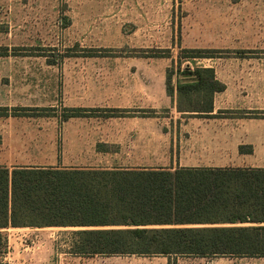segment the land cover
<instances>
[{"label": "rangeland", "instance_id": "rangeland-1", "mask_svg": "<svg viewBox=\"0 0 264 264\" xmlns=\"http://www.w3.org/2000/svg\"><path fill=\"white\" fill-rule=\"evenodd\" d=\"M94 1L0 0V50H9L8 56H0V107L10 113L14 108H43L39 114L0 116V144L5 145L0 153L10 152V158L19 160L42 157L44 151L57 156L66 150L71 156L77 147L91 150V132L82 126L101 120L65 122L67 109L99 106L144 87L148 100L159 102L167 70L185 56L184 50L264 59V0H159V18L171 28L159 35L68 27L70 16L74 20L80 11H97ZM159 49L169 50V57H147L142 51ZM182 62V68L189 62L209 64ZM104 112L99 109L93 117ZM152 112L149 108L148 114ZM169 115L164 110L163 116ZM78 229L25 227L10 237L5 231L8 244L0 259L7 264H264V257L76 256L69 251L72 232Z\"/></svg>", "mask_w": 264, "mask_h": 264}, {"label": "trees", "instance_id": "trees-1", "mask_svg": "<svg viewBox=\"0 0 264 264\" xmlns=\"http://www.w3.org/2000/svg\"><path fill=\"white\" fill-rule=\"evenodd\" d=\"M0 51H4L0 56H8V48ZM142 51L147 57L170 54L161 49ZM183 53L167 70V93L182 117H213L214 97L226 85L213 68H182V60L215 56L202 49ZM41 110L14 108L10 113L8 107H0V116ZM96 111L68 108L64 117ZM235 115L264 118L261 111ZM241 151L252 148L241 147ZM25 227L79 228L72 232L69 251L76 256L261 258L264 169H11L0 165V257L8 244L4 230ZM0 264L7 263L0 259Z\"/></svg>", "mask_w": 264, "mask_h": 264}, {"label": "crops", "instance_id": "crops-1", "mask_svg": "<svg viewBox=\"0 0 264 264\" xmlns=\"http://www.w3.org/2000/svg\"><path fill=\"white\" fill-rule=\"evenodd\" d=\"M96 1L92 3L99 6L97 11H80L74 20L70 16L68 27L91 26L103 29L104 34L124 33L131 29L133 34L142 35L169 33L165 29H171L159 18V0ZM198 60L209 64L189 62L190 66L213 68L216 78L226 85V89L214 97L213 117H182L165 85L159 87V102L148 100V87L137 88L139 93L119 96L99 106L74 107L105 110V115L93 117L98 113L96 111L91 115L64 119L65 122L75 118L101 120L82 126L91 132V150L77 147L76 155L71 156L66 150L57 156L44 151L42 157L36 155L19 160L10 158L8 151L9 156L0 153V165L11 169L17 166L168 171L181 168L264 169V118L235 115L238 112H264V59H246L240 55ZM149 108L152 114L144 111ZM164 110L170 115L163 116ZM221 112L225 113L215 116ZM0 146L5 148L4 143ZM241 147H251L252 151L242 152ZM20 229L4 231L9 232L10 237V232Z\"/></svg>", "mask_w": 264, "mask_h": 264}]
</instances>
